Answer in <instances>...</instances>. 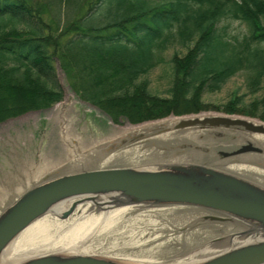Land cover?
Instances as JSON below:
<instances>
[{
  "label": "water",
  "instance_id": "1",
  "mask_svg": "<svg viewBox=\"0 0 264 264\" xmlns=\"http://www.w3.org/2000/svg\"><path fill=\"white\" fill-rule=\"evenodd\" d=\"M61 104L56 148L40 143L0 176V264H264V122L84 115L89 129H77ZM170 120L149 135L121 131ZM65 121L79 139L62 160L73 144L60 137Z\"/></svg>",
  "mask_w": 264,
  "mask_h": 264
},
{
  "label": "trees",
  "instance_id": "2",
  "mask_svg": "<svg viewBox=\"0 0 264 264\" xmlns=\"http://www.w3.org/2000/svg\"><path fill=\"white\" fill-rule=\"evenodd\" d=\"M60 12L71 20L54 36ZM170 47L187 52L171 59L161 97L142 77ZM56 59L78 97L115 124L212 110L264 122V0H0V124L63 100ZM240 73L251 102H203Z\"/></svg>",
  "mask_w": 264,
  "mask_h": 264
},
{
  "label": "rangeland",
  "instance_id": "3",
  "mask_svg": "<svg viewBox=\"0 0 264 264\" xmlns=\"http://www.w3.org/2000/svg\"><path fill=\"white\" fill-rule=\"evenodd\" d=\"M57 7L59 8V6ZM58 8H56V11H58ZM55 14L57 13L55 12ZM58 14L61 15L60 30L57 31V27L52 25L50 33L54 36L62 31L66 20H71V18H67L66 15L64 16L65 13L60 12ZM45 19L51 24L49 16H45ZM233 31L234 33L240 34L244 31V27L236 23L233 26ZM186 52V49L170 47L164 53L165 63L142 77V80H146L149 83L150 91L153 94L161 97H166L168 95V90L173 79L171 59L175 54L183 56ZM55 65L60 84L64 91V100L61 105L64 104V108H68L67 115L77 122L75 128L81 129V127H83L89 129V124L85 122L86 118L84 115L87 116L90 122H94V120L100 123L109 122L107 114L99 108L84 102L77 96L71 88L67 75L63 71L58 59H56ZM237 97H243L246 103L253 100V97L247 91L245 77L241 73L233 77L220 91L216 93H206L203 96V102L212 108H223L229 101ZM72 102H74V106L71 104ZM58 105L60 104L58 103L47 110L30 112L0 124V176L4 174L3 170L8 166V163H6L8 160L13 164L15 159H20L27 154L33 153L32 151H34L36 146L40 143L45 144L44 149H48L51 143H57L60 129L56 114L58 108L56 106ZM209 112L215 113L216 111L212 110ZM122 121L124 122L125 120L122 119ZM44 122H46V124L43 127L42 125ZM90 128L95 129V127ZM43 140L44 142H40ZM45 152L47 153L48 150Z\"/></svg>",
  "mask_w": 264,
  "mask_h": 264
},
{
  "label": "bare ground",
  "instance_id": "4",
  "mask_svg": "<svg viewBox=\"0 0 264 264\" xmlns=\"http://www.w3.org/2000/svg\"><path fill=\"white\" fill-rule=\"evenodd\" d=\"M67 122L65 121V123H64V126L62 127V132H61V134H60V137L62 138V140H65L66 142H71V143H73L72 145H68L67 146V154L65 155V156H63L62 158V160H65V158H67V157H70V156H72L73 155V157H75L76 156V154H74L73 152H74V150H75V146H74V144H77V142L76 141H74V140H77V136H75L72 132H71V130H69V128H68V126H66L67 124H66ZM172 123H175L174 121H168V122H165V123H161V124H157V125H152V126H150V127H148V128H146V129H144V130H128V129H125V130H121V131H124L125 132V135H133V136H138V135H143V134H145V132H147L148 133V135L149 134H152V133H156V132H158L159 130H162V129H164V128H166V127H168V126H170ZM79 139V138H78ZM50 148H56V146H54L52 143L50 144ZM46 160H48V158H45ZM39 168L41 167V166H38ZM35 172H39L38 171V169H35L33 172H31V174H29L28 175V178L29 177H36L35 175L36 174H34ZM28 179H24L21 183H17V184H15V189L16 190H19L24 184H26V181H27ZM2 199V198H1ZM41 227H42V225H40V223H38L37 225H35L34 227H32L31 229H30V231H29V233H28V237H26L25 239H24V244L25 245H27L28 243H30V242H32L33 241V239L35 238L34 236L35 235H38V233L40 232V230H41Z\"/></svg>",
  "mask_w": 264,
  "mask_h": 264
}]
</instances>
